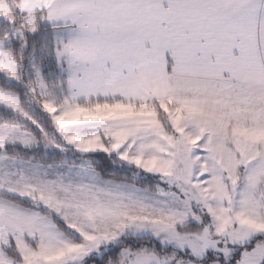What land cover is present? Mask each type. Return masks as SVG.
<instances>
[{
    "label": "snow or ice",
    "instance_id": "snow-or-ice-1",
    "mask_svg": "<svg viewBox=\"0 0 264 264\" xmlns=\"http://www.w3.org/2000/svg\"><path fill=\"white\" fill-rule=\"evenodd\" d=\"M0 264H264V0H0Z\"/></svg>",
    "mask_w": 264,
    "mask_h": 264
}]
</instances>
